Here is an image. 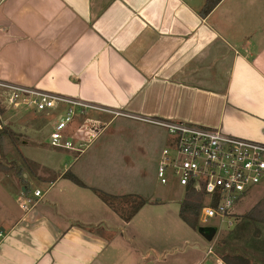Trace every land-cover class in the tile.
I'll return each instance as SVG.
<instances>
[{
	"label": "crops",
	"instance_id": "1",
	"mask_svg": "<svg viewBox=\"0 0 264 264\" xmlns=\"http://www.w3.org/2000/svg\"><path fill=\"white\" fill-rule=\"evenodd\" d=\"M0 81L106 109L77 115L68 126L70 138L99 132L83 151L54 148L48 137L67 108L49 110L53 128L40 140L34 121L20 127L31 121L26 109L6 108L11 101L0 89V138L13 161L0 157V264H120L119 224L130 221L106 198L143 195L108 181L120 177L113 162L135 166L145 156L158 180L161 152L173 140L163 128L108 111L264 144V0H0ZM45 143L48 160L63 167L36 174L45 187L32 188L22 164L36 154L25 151ZM71 173L83 185L66 177ZM25 197L35 202L27 209L19 202ZM235 206L236 223L264 225V179ZM262 227L216 236V256L225 264H264Z\"/></svg>",
	"mask_w": 264,
	"mask_h": 264
},
{
	"label": "built area",
	"instance_id": "2",
	"mask_svg": "<svg viewBox=\"0 0 264 264\" xmlns=\"http://www.w3.org/2000/svg\"><path fill=\"white\" fill-rule=\"evenodd\" d=\"M0 89L8 92L14 108L22 105L34 108L37 112L67 108L58 117L49 134L48 141L51 147L81 152L86 144L92 143L99 136L96 130H79L78 136L72 138L67 137L65 133L77 115L85 114L90 110L105 111L106 109L81 100L2 81H0ZM108 112L116 117H130L156 125L168 133L173 141L161 152L157 179L165 185L170 178H173L186 193L193 191L202 195V207L198 218L200 226H213L209 224L210 219H216L221 225L233 224L231 213L236 202L260 185L264 179L263 143L231 136L220 129L178 120L141 117L120 111ZM76 139L78 143L75 142ZM41 196L40 190L34 192L35 198ZM19 202L25 209L35 203L33 199L26 197L21 198ZM215 241V239L212 241L213 244ZM214 249V246H211L206 250V258L214 256L213 264H225L216 256Z\"/></svg>",
	"mask_w": 264,
	"mask_h": 264
},
{
	"label": "rangeland",
	"instance_id": "3",
	"mask_svg": "<svg viewBox=\"0 0 264 264\" xmlns=\"http://www.w3.org/2000/svg\"><path fill=\"white\" fill-rule=\"evenodd\" d=\"M7 94L5 95L8 96ZM9 103L8 101L6 108H14ZM18 108L26 109L31 119V121L28 120V124H23L20 127H29L31 123L35 122L38 138L40 140H46L54 124L53 118L48 115L49 110L42 113L37 112L34 108L22 105ZM48 144L31 145L26 149L25 154L27 153L29 155V152H34L36 154V161H27L30 164L23 165L19 156L20 163L25 169L24 175L26 174L29 176V182L32 184V188L38 186L44 189L45 187V185L39 182L36 174H46L48 168L60 170L63 167V162L60 163V160L58 163H53L48 160V153L45 151L46 149L51 150ZM168 144L169 143H166L165 146H169ZM7 147L3 139L0 138V157L5 158V164L7 163L6 161L13 163V161L9 160L6 156ZM43 148L45 150H43ZM20 152H22V150H20ZM17 153H19V151ZM17 153H15V155L18 157ZM89 153H87L83 159H85ZM73 155L75 157L78 156L77 154ZM144 157L145 156H143L141 160H135L134 164L136 167L133 166L131 160L114 161V164H120V177L117 178L113 176L112 178L110 177L109 180L106 178L109 182L118 181L121 188L127 185L129 191H141V195H143H129L130 197L120 196L116 201L113 198H106L113 209L120 212L122 219L132 216L129 219L130 222L128 225L124 223L119 224L120 227H122L121 232L124 233L123 235L125 236L120 239L119 245L116 247L120 254V264H197L202 260L204 264H208L207 261L211 259L212 256L205 260L206 250L211 246L215 248L216 243L213 244V242L206 241L201 234H199L197 230L200 226L199 221H197V227L194 228L182 218L181 204L187 194L185 189L179 186L173 178H170L167 184H161L156 180L155 176L152 175L154 171L153 163L145 160ZM83 159L81 160L83 161ZM70 160H68L65 167L70 165ZM82 161H79L77 166ZM1 166L0 164V167ZM125 168H129L130 170L127 171ZM124 173H128L130 176H125L123 175ZM70 175L72 176V173ZM146 200L148 202L140 206L141 203ZM238 204L237 208L239 210V206H245V204H241L240 202ZM138 206H140V208L135 212ZM239 210H237L238 213ZM231 219L233 222L231 225L227 223L221 225L216 219H210L209 224L218 226L219 232L217 236L248 232L259 233L263 229L262 226H264L263 224H258L254 218H244V223H236L235 217H231ZM119 221L121 223V219ZM218 240H220V237ZM129 251H134L135 256L133 257L130 255L128 253Z\"/></svg>",
	"mask_w": 264,
	"mask_h": 264
},
{
	"label": "trees",
	"instance_id": "4",
	"mask_svg": "<svg viewBox=\"0 0 264 264\" xmlns=\"http://www.w3.org/2000/svg\"><path fill=\"white\" fill-rule=\"evenodd\" d=\"M210 9H211V7H209V8L207 7V11H209ZM66 177L71 179L73 182H75L78 185H83L75 176H71L68 174V175H66ZM144 203L145 202L141 203L140 206H142V204H144ZM140 206H138L136 208L135 212L138 211ZM201 207H202V195L195 193L193 191H189L186 194V198L184 199V201L181 204V216L186 222H188L194 228L197 227L196 225H197V221L199 218ZM130 217H132V216H129V217L125 218L124 220L128 222Z\"/></svg>",
	"mask_w": 264,
	"mask_h": 264
},
{
	"label": "water",
	"instance_id": "5",
	"mask_svg": "<svg viewBox=\"0 0 264 264\" xmlns=\"http://www.w3.org/2000/svg\"><path fill=\"white\" fill-rule=\"evenodd\" d=\"M197 230L199 234H201V236L208 242H212L219 232L216 226H199Z\"/></svg>",
	"mask_w": 264,
	"mask_h": 264
}]
</instances>
